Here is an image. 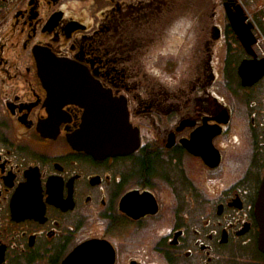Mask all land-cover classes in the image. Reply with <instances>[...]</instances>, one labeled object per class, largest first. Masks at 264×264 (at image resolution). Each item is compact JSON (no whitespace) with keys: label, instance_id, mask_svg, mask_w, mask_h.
<instances>
[{"label":"flooded vegetation","instance_id":"obj_1","mask_svg":"<svg viewBox=\"0 0 264 264\" xmlns=\"http://www.w3.org/2000/svg\"><path fill=\"white\" fill-rule=\"evenodd\" d=\"M86 1L0 0V264H264V75L239 73L264 59V0H209L180 41L165 14L181 0H105L93 19ZM238 5L250 52L229 19ZM45 56L125 103L139 145L73 147L85 108L51 106Z\"/></svg>","mask_w":264,"mask_h":264},{"label":"water","instance_id":"obj_2","mask_svg":"<svg viewBox=\"0 0 264 264\" xmlns=\"http://www.w3.org/2000/svg\"><path fill=\"white\" fill-rule=\"evenodd\" d=\"M238 5L229 12V19L248 52L255 43L252 24ZM40 74L49 92L48 101L55 109L73 102L85 108L80 128L69 136L70 143L101 158L134 150L140 141L139 131L129 120L125 103L114 99L110 90L104 89L85 67L70 60L45 56L40 61ZM243 83L251 84L264 75V59L243 60L239 65ZM256 216L260 225L258 247L264 253V177L256 199Z\"/></svg>","mask_w":264,"mask_h":264},{"label":"rangeland","instance_id":"obj_3","mask_svg":"<svg viewBox=\"0 0 264 264\" xmlns=\"http://www.w3.org/2000/svg\"><path fill=\"white\" fill-rule=\"evenodd\" d=\"M96 5L91 6L89 1H86L83 6L86 7V11H89L91 14V18H95L99 16V12L102 8L107 7L108 2L105 0H95ZM69 3L73 6L78 3V0H69ZM173 3V2H172ZM209 0H181L178 2V6L174 7L171 5V8L166 11L165 19L166 20H173L175 24L178 26L175 29L174 33V39L176 41H180L182 38V35L184 34L185 29L180 27L183 23L182 21L187 20H193V19H201V20H207L210 18V7L208 5ZM194 6V7H193ZM197 10H195V8ZM252 11V10H251ZM253 18L255 19V13L252 11ZM264 29V26H263ZM172 63L168 64V67ZM234 87H238V84L236 83Z\"/></svg>","mask_w":264,"mask_h":264},{"label":"trees","instance_id":"obj_4","mask_svg":"<svg viewBox=\"0 0 264 264\" xmlns=\"http://www.w3.org/2000/svg\"><path fill=\"white\" fill-rule=\"evenodd\" d=\"M171 20V19H170Z\"/></svg>","mask_w":264,"mask_h":264}]
</instances>
